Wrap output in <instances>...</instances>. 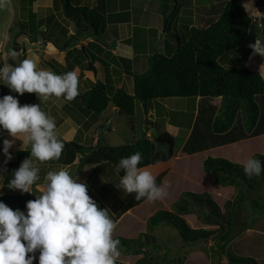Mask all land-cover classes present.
<instances>
[{
	"label": "crops",
	"instance_id": "obj_1",
	"mask_svg": "<svg viewBox=\"0 0 264 264\" xmlns=\"http://www.w3.org/2000/svg\"><path fill=\"white\" fill-rule=\"evenodd\" d=\"M35 1L36 0L32 1V6ZM227 1L228 0H87V2L89 3H86V0H80L76 4H85L89 7H97L98 10L106 17V28L102 34L97 35V37L95 38H92L89 34L82 36V34L84 35L85 31H82L81 29V31L78 32V29L74 31L69 30L67 31L68 36H63V39L61 38L56 43L53 41V37H47V39H45L46 35H40L39 31L35 33V37H33L32 32L21 33L23 34V38L20 42L22 48H19L17 51L19 55L16 59V63H19V61L24 58L38 57L39 67L53 71L57 74H62V70H75L79 76V95L89 89L96 82L101 81L105 84V86L109 85L111 87V91H108V89L106 90L107 95L111 98L117 90H125L127 84L130 81H132L133 83V74L143 72L147 69V59L149 55L153 54L154 52L170 55L175 50L178 41H180V43H183L188 39L190 28H205L215 22L220 16ZM242 3L246 12L252 17L253 21L250 27L252 29H249V33L244 43L238 48L231 50V53L232 51L238 50L241 47L243 48V45L246 43L249 37H253V39H255L257 35H260L262 30L264 31V19L257 18L264 17V0H242ZM14 4L15 2H12L10 7L5 10H0V52L7 51L8 48H15V46L18 45L17 43L19 37L13 38L11 32L14 19ZM166 16L169 18L167 28L165 25ZM82 26L87 29V25ZM169 27L171 29V35L167 31ZM181 28L187 31V33H184V36L182 35L183 32ZM5 31H7V33L9 34V39L6 42L2 39V33ZM76 32L77 36L71 37V35L76 34ZM37 35H40V38H38ZM68 38L70 39V41H66L69 40ZM113 39L115 40V45L111 44ZM40 40H43L42 42L44 43V46H48L51 42L56 46V50L50 51L49 48L48 50H45L44 48L40 49V46H35L33 44L34 41H36L37 43H42ZM85 40L90 42H87ZM82 46L83 50L87 51L88 53L86 54L87 59H85L84 66H81L75 62L76 57L79 55L78 49L82 48ZM22 49L24 50L22 51ZM44 50L47 52L46 54H44ZM251 50L252 49L248 47V51H246L245 54L242 55L241 60L249 51L251 52ZM51 52L56 53V55H49V53ZM61 52L63 53L62 59L57 57ZM250 52L248 54L247 60L245 61V66L249 69L258 71L264 79V57H261L258 54L250 55ZM234 53L235 52H233V54ZM46 55H48L49 58L46 57ZM104 56L106 58H104ZM229 56L224 57L223 61L221 62L223 65L227 67L243 66V61L242 63L240 62V57H238L236 61L234 60L236 64L235 62L229 64ZM50 57L51 59H55L57 62H51V60H49ZM96 60H98V63H100V65L98 63L94 64ZM9 62L12 63L13 61L10 60ZM88 62H91L95 70L88 66ZM101 65L109 66L110 68L114 67L111 70L114 73H112L108 77L105 76ZM5 94L17 96L21 104L41 103V108L51 116L55 117L58 135L64 140V150L58 160H49L43 163H38V167L40 168V179L33 186L34 193L22 194L19 190L9 189L3 180L0 182H3L5 186L0 188V193L18 195L19 197L16 208H19L23 211L25 210L26 201L35 199V195L40 194L42 186L45 182L44 177L46 173L50 170L55 171L60 168H65L70 172H75L77 177L87 184L88 194L92 198H95L96 193V195L100 197V200L105 201L104 197L99 194V190L103 189L102 185H104V188L110 189V202L108 201V203L112 205L110 207V209H112L113 204L111 203L113 201V194L111 193L113 192V190L115 191L118 188L116 185L119 184L120 179V175L116 173L113 165L107 161H90L89 164L83 167L81 174H79L76 159L78 158L80 152L76 151L72 163H66L65 159L67 154L65 144L69 141H75L81 146H95L96 144H98L97 146L99 148L103 145L113 146L126 144L137 139V135L136 138L133 137L135 134L132 135V137L128 140H124L121 136H119V129L121 128V126L113 121L116 119L117 114L120 113L119 107L115 106L112 101H109L106 108L99 115H95L92 111H85L83 104H81V106L78 105L77 107H75L73 101H65L62 97H51L46 102H40L35 93L25 92V96L19 95L15 92H12L5 85L0 84V96H3ZM217 97L221 99L220 96ZM76 99L78 98L76 97ZM162 99L165 98L151 99L156 101L157 103L162 102L164 108H166L167 110L166 112L160 113L158 111V113H153L154 118L157 119L158 122L162 123L159 133H157L156 127H154L156 133L153 138H155L163 131L169 132L168 128L172 126L171 121L168 117V114H171V109L163 103ZM198 100L199 96H195L196 105L198 103ZM53 107H55V110H53ZM109 107H111L113 113L107 120H104L106 118V114L104 113L109 111ZM143 107L145 110L147 122H150L148 127H150L151 125H153V122L149 120V114L150 111L153 112L154 107L152 109H149L147 103H144ZM195 111H197V109ZM75 112L79 113L77 114V117L74 116ZM111 116H113L112 122L110 121ZM126 119L128 118L126 117ZM133 119L136 122L135 118ZM107 121L110 122L105 128L104 124H106ZM134 121L133 123L135 124ZM129 127H131L130 130L133 131L137 128L136 124L135 127L133 124H131ZM148 127H144L142 133H144L146 137L150 138L151 132ZM191 129L192 127L184 137V141L180 146V153H175L174 150V154L169 159L156 163H150L145 166L156 175L164 169H167V171L169 170L168 172H171L173 168L175 169V161L177 160H183V165L185 166L187 165V163L184 162L186 159H189L190 157H197L200 155H202V157H200L198 161L199 163H201V165L202 161L207 156L223 157L228 159L229 161L241 165L244 160H246L250 155H253L254 153H259L264 156V132L233 141L220 142L216 145L206 147L193 153H186L182 151V146L190 135ZM0 131H2V135L0 136V147H2L3 139H10L11 137L8 136L5 130ZM100 131H102L101 141L99 140ZM18 150H20L19 141H16V143L10 149V151L12 152V159L7 163L16 159V152ZM172 160L174 161V163H171ZM3 161L4 155L2 152H0V167H2L4 170L6 164H4ZM95 172L96 175H99L98 180L97 177H94L92 179V175ZM205 173L206 172H204V175L202 173L200 175L208 176L209 178H211L212 174L209 176ZM185 175H187L186 172ZM189 176L190 174L188 173V177ZM99 180H101V182L97 184ZM210 188L211 189L205 186L204 191L207 190L211 193H218L220 191L225 194L232 193V186L230 185H210ZM193 190L199 191L196 189ZM143 201L135 206L128 208L122 213H120L122 209L121 207L118 208L117 211H110V216L113 217L112 219L116 222V228L113 232V235L116 233L118 236L131 238L134 234H136V229L134 228L135 226L133 225V223L138 221L139 224L143 226L145 220L144 218H141L139 213L134 211L133 209L139 208L138 211L142 210L141 213L145 214L143 217L149 216L152 213L151 207L149 208V206H146V204H144L148 200L144 199ZM155 201L151 202L154 203Z\"/></svg>",
	"mask_w": 264,
	"mask_h": 264
},
{
	"label": "trees",
	"instance_id": "obj_2",
	"mask_svg": "<svg viewBox=\"0 0 264 264\" xmlns=\"http://www.w3.org/2000/svg\"><path fill=\"white\" fill-rule=\"evenodd\" d=\"M32 1H29L30 7H32ZM62 10L63 14L69 19H72L74 15L76 17L80 16L81 24L90 25L96 35H100L105 31L106 17L97 7L74 5L70 0H62ZM82 12H85L86 15H82ZM21 13L22 7L20 8ZM20 18L19 24L21 26H24L23 23L27 24L26 14ZM252 21V17L246 12L242 0H228L215 22L205 28H190L188 39L183 43L178 41L175 50L170 55L159 52L149 55L147 69L133 74L132 92L120 89L110 98L107 95L105 84L98 81L78 95L77 98L81 100L85 111H92L95 115H99L106 108L108 102L112 101L115 106L119 107L120 112L132 118L136 101L147 103V101L155 98L199 96L195 122L190 135L182 146V151L186 153H193L220 142L233 141L263 133V77L258 71L249 69L246 66L227 67L219 62V57L244 43ZM168 23L169 18L166 16V28ZM29 30H32V33L38 32L36 26L29 27L25 33L30 32ZM78 52L79 55L76 57L75 62L84 66L83 49H78ZM217 96L221 97L220 108L211 103V99ZM239 108L243 113H241V116L237 115L233 118ZM197 120L198 127L196 125ZM1 135L2 131H0ZM204 135L210 141L208 140L203 145L201 138ZM209 135L214 138L208 137ZM97 145L81 146L75 141L66 142V163H72L76 151L89 152L93 148L97 150L90 161H107L113 165L114 169L121 157H127L136 151L141 152L143 156L140 166L167 160L174 154V139L167 131L158 134L153 140L143 133L130 143L113 146L103 145L99 148ZM165 145L167 148L164 150ZM28 154L27 151L18 150L16 159L5 165L3 170L5 184L11 177L12 171L19 167L21 161ZM254 154L264 163L263 155ZM202 168L205 172L214 176V181L217 184L230 185L234 183L235 178H239L248 188H255V180H253V177L248 178L244 174L242 165L226 158L208 156L203 160ZM119 175H123V170ZM162 175L163 172L156 176L158 184ZM133 195L124 204L120 213L144 200V198L135 200ZM18 197L16 194H2L0 200L9 207L16 209ZM191 200L201 206L210 203L217 210L216 203L211 199L208 192L185 191L183 196L172 205L173 211L158 210L151 216L149 224L154 225L167 221L178 228L181 236L186 241L205 236L204 229H193L180 217V214L189 212ZM215 212V215L218 216L214 219V222L217 223L220 214L218 211ZM226 223L228 228L231 229L236 224V220L228 217ZM251 227L264 230V226L253 225ZM187 231H192V234L190 236L186 235ZM224 237L225 232L220 235L221 239ZM116 238L121 242L119 246L121 251L135 253V251L140 250V240L138 238H123L122 236ZM36 256L37 259L33 260V264H38V252ZM230 260L235 264H258L253 257L238 256L231 257ZM164 261H168L167 257H164Z\"/></svg>",
	"mask_w": 264,
	"mask_h": 264
},
{
	"label": "clouds",
	"instance_id": "obj_3",
	"mask_svg": "<svg viewBox=\"0 0 264 264\" xmlns=\"http://www.w3.org/2000/svg\"><path fill=\"white\" fill-rule=\"evenodd\" d=\"M11 4L12 0H0V10ZM2 39H9L7 31L2 33ZM248 47L252 55L264 57V35H257ZM18 55L15 48L0 52V84L12 92L35 93L40 102L51 97L72 101L79 95L75 70L57 74L39 67L38 57L16 63ZM0 130L11 137L3 139L0 147L4 164L12 159L10 149L16 141L20 150L29 152L12 171L6 186L22 194L34 193L33 186L40 179L38 163L58 160L64 150L55 117L44 111L41 103L21 104L17 96L5 94L0 96ZM142 159L139 151L120 158L115 171L120 174L123 170V175L116 186L134 194L135 200L166 197L167 184H158L156 175L140 166ZM242 168L248 178L259 177L264 163L253 154L243 161ZM3 178L0 167V181ZM44 181L40 194L27 200L23 211L0 200V264H33L37 252L38 264H117L121 242L113 236L116 222L109 215L110 210L98 206L88 194L87 184L75 172L65 168L50 170ZM4 186L0 182V188Z\"/></svg>",
	"mask_w": 264,
	"mask_h": 264
},
{
	"label": "rangeland",
	"instance_id": "obj_4",
	"mask_svg": "<svg viewBox=\"0 0 264 264\" xmlns=\"http://www.w3.org/2000/svg\"><path fill=\"white\" fill-rule=\"evenodd\" d=\"M29 1L30 0H12V2H15V4L14 19L11 32L13 38L19 37L17 43L18 45L15 46V49L17 51L19 48H22L20 42L23 38V34L21 33H25V31L29 29V27L33 28L36 26L40 35H46L45 39H47V37H53V41L56 43L61 38L63 39V36H68L67 31H74L78 29V25L75 24L74 20L66 18L63 15L62 0H36L33 4L34 7L32 5V7L29 6ZM78 1L80 0H71V3L75 5L76 3H78ZM86 3L89 2H87L86 0ZM51 4L53 7L51 6ZM20 6L22 7L21 14L19 13ZM25 14L27 15L28 25L26 23H23L24 26H21L19 24L21 19L20 17H24ZM81 30L85 31L84 35L82 34V36L89 34L92 38L97 37V35L93 32V29L88 24L87 29H85L84 26H81ZM181 30L183 32L182 35L184 36V33H187V31L183 28H181ZM29 31L32 32V30ZM167 31L170 35L172 34L170 27ZM16 34H18V36H16ZM32 35L33 37L36 36L35 33H33ZM40 35H37L38 38H40ZM40 41L42 42L43 40ZM66 41H70V39ZM251 42H255V39H253V37H249L247 39L246 43L243 45V48L241 47L238 50L232 51V53L228 52L225 55L221 56L219 62L221 63L224 57L231 54L232 55L229 56V64L235 62L238 57H240L241 60L242 55L245 54L246 51H248V45ZM33 44L35 46H40V49L44 48L45 50H48L49 48L50 51L56 50V46L51 42L48 46H44L43 42L37 43L36 41H34ZM23 50L24 49H22V51ZM45 50L44 54L47 53ZM233 52L235 53L233 54ZM249 52L240 61L241 63L243 61V66H245V61L247 60ZM52 54L54 56L56 55V53H49V55ZM62 54V52L59 53L57 57L62 59ZM83 54L85 56L84 58L87 59V51L83 50ZM46 57H48V55H46ZM104 58L106 57L104 56ZM49 60H51V62H57L55 59H51V57ZM95 63H98V60H96L94 64ZM98 64L100 65V63ZM101 68L104 71V75L107 77L114 73L113 71H111L114 67L110 68L109 66L101 65ZM62 71V74L67 72L65 70ZM132 87L133 83L132 81H130L127 84L125 90L131 92L133 89ZM107 89L108 91H111V87L109 85L106 86V90ZM23 95L25 96V94ZM72 101L75 104V107H77L78 105L81 106L82 104L80 99L75 98ZM162 101L168 108L171 109V114H168V117L171 121L172 126L168 129L174 139L175 153H180V146L184 141V137L187 135L190 128L193 127V123L195 122L197 114V111L195 110L198 107V103L196 105L194 96L172 98L167 97L165 99H162ZM211 103L217 105L218 108H220L221 99L219 97H214L213 99H211ZM143 104L144 103L142 102H136L135 114L132 118L126 116L122 112L117 114L115 120H113V116H111L110 121L112 122L113 120L116 124H119L121 126V128L119 129V136H121L122 139L128 140L134 134V138H136V135L139 137L143 134L142 132L144 130V127L149 126L150 122H147ZM147 104L149 109H152L154 107L153 112L150 111L149 114V120L153 122V125L148 127L151 132L150 138L151 140H153V136H155L156 133L153 132V127H156L157 133H159L160 127L162 125V123L158 122V120L154 118L153 113H158V111L160 113L166 112L167 110L166 108H164L162 102L157 103L154 100H149ZM53 110H55V107H53ZM112 113V109L111 107H109V111L104 113L106 114V118L104 120H107L110 115H112ZM241 113L243 112L241 108H239L235 112L233 118H235L237 115L241 116ZM77 114L79 113L75 112L74 116L77 117ZM126 117L128 119H126ZM133 118H135L136 122ZM110 121H107L106 124H104V127L107 126ZM133 121L135 122L137 127L134 131L130 130L131 127H129L131 124H133L135 127ZM196 125L198 127V120L196 122ZM211 135H209L208 137H210ZM205 136L206 135L201 138L203 145L207 143L208 140L210 141V139ZM166 148L167 146L165 145L163 149L165 150ZM200 157H202V155L186 159L184 162H186L187 165L185 166L183 165V160L175 161L176 167L175 169L173 168L171 172H168L169 170L167 171V169L162 170L163 175L159 184H167L168 195L162 199L156 200L154 203H152L151 201H146V203H144L146 204V206H149V208L151 207L152 213L149 216L143 217L145 214L141 213L142 210L138 211L139 208L133 209L134 211L139 213L141 218H144L145 220L143 226L139 224L138 221L133 223V225L135 226L134 228L136 229V234H134L131 238H138V240L141 241H139L140 250L137 252L135 251V253L130 251L123 252L120 250L121 255L118 258L117 264H235L233 262H230V258L238 256L253 257L258 264H264V230L261 228L251 227L253 225L264 226V173L262 172L259 177H253V180H255L254 189L248 188L243 182L239 180V178H235L234 183L230 184V186H232V193L225 194L222 191L218 193H211L207 190L204 191V187L206 186L207 188L211 189L210 185L212 186L219 184L214 181L213 175V177L211 176V178H209L208 176L200 175L201 173L204 175L205 172L202 168L203 161L202 165L198 161ZM172 162L174 163L173 160L171 161V163ZM161 172H159L158 174H160ZM185 172L187 173V175H185ZM188 173L190 174L189 177ZM158 174H156V176ZM205 174L209 176L211 175V173L208 172H206ZM94 177H97V180L99 179V175H96V172L92 175V179ZM100 182L101 180H99L97 184H99ZM102 187L103 189L98 190L99 194L104 197L105 201L100 200V197H98L96 193L95 198L93 199L97 201L99 207H106L110 211H117L118 208H122L133 195L131 193H125L120 188H117L115 191L113 190V192L111 193L113 194V201L111 203L113 204V208L110 209V207L112 206L110 205V203H108V201L110 202V189L104 188V185H102ZM192 188L199 191H194ZM185 191H191L195 193L208 192L211 199L216 203L217 206L216 210V208L210 203L201 206L193 200L190 201L189 212L186 214H180V217L185 220L189 227L193 229L202 228L205 231V236H200L197 239L190 241H186L181 236L178 228L169 224L167 221H162L154 225L149 224L151 216L154 215L158 210L173 211L174 208L172 205L180 197L183 196V193ZM157 201L159 202V204ZM215 211H218L220 214L217 223L214 222V219L218 216L215 215ZM228 217H232L236 220V224L231 229L228 228L226 223V219ZM191 232L192 231H187L186 235L190 236L192 234ZM223 232H225V237L221 239L220 235ZM113 236L116 238L118 235L115 233ZM123 238L130 237L124 236ZM164 257H167L168 261H164ZM144 258L146 259L143 260Z\"/></svg>",
	"mask_w": 264,
	"mask_h": 264
},
{
	"label": "water",
	"instance_id": "obj_5",
	"mask_svg": "<svg viewBox=\"0 0 264 264\" xmlns=\"http://www.w3.org/2000/svg\"><path fill=\"white\" fill-rule=\"evenodd\" d=\"M82 15H86L85 12L82 13ZM73 18H75V15L73 16ZM78 19H80V17H78ZM263 30L261 31L260 35H263ZM112 45H115V40H112ZM83 49V46H82ZM250 55H252V50L250 52ZM88 66L93 68V70H95L94 66L91 64V62H88ZM145 106V105H144ZM108 126V125H107ZM105 126V128L107 127ZM153 132L155 133V128L153 127ZM102 139V131H100L99 133V140L101 141ZM96 148H93L91 151L89 152H80L78 158L76 159V163H77V169H78V173L81 174L82 169L85 165L89 164L90 162V158L95 154L96 152Z\"/></svg>",
	"mask_w": 264,
	"mask_h": 264
},
{
	"label": "flooded vegetation",
	"instance_id": "obj_6",
	"mask_svg": "<svg viewBox=\"0 0 264 264\" xmlns=\"http://www.w3.org/2000/svg\"><path fill=\"white\" fill-rule=\"evenodd\" d=\"M82 13H83V12H82ZM78 17H80V16H78ZM78 17L75 16V18H72V20H74L75 24L78 25V30L80 31L81 26H82V25H85V24H84V23L81 24V22H80L81 18L78 19ZM78 30H77V32H78ZM77 32H76V34H73L72 37H76V36H77ZM71 39H73V38H71Z\"/></svg>",
	"mask_w": 264,
	"mask_h": 264
}]
</instances>
